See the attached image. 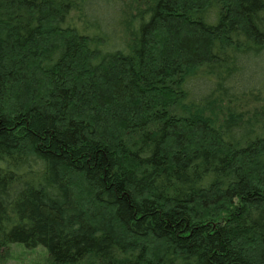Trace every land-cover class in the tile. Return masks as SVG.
Masks as SVG:
<instances>
[{"label":"trees","instance_id":"16d2710c","mask_svg":"<svg viewBox=\"0 0 264 264\" xmlns=\"http://www.w3.org/2000/svg\"><path fill=\"white\" fill-rule=\"evenodd\" d=\"M264 264V0H0V264Z\"/></svg>","mask_w":264,"mask_h":264},{"label":"rangeland","instance_id":"374dc122","mask_svg":"<svg viewBox=\"0 0 264 264\" xmlns=\"http://www.w3.org/2000/svg\"><path fill=\"white\" fill-rule=\"evenodd\" d=\"M5 264H48L47 253L42 247L28 249L15 244L8 248Z\"/></svg>","mask_w":264,"mask_h":264}]
</instances>
